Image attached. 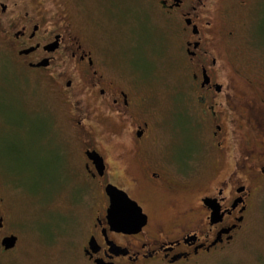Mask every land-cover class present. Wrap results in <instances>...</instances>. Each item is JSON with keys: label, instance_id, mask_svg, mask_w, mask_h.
<instances>
[{"label": "flooded vegetation", "instance_id": "1", "mask_svg": "<svg viewBox=\"0 0 264 264\" xmlns=\"http://www.w3.org/2000/svg\"><path fill=\"white\" fill-rule=\"evenodd\" d=\"M119 1L108 2L112 14ZM136 1L148 19L161 17L157 45L170 51L180 77L164 115L146 96V79L127 65L125 39L116 50L99 48L85 43L63 4L52 10L42 0H0L9 68L58 99L64 136L54 138L49 113L44 142L54 153L50 197L88 199L92 221L81 255L89 264H175L218 254L244 231L264 184V0H147L148 8ZM109 55L126 71L111 69ZM2 178L0 252L8 254L19 237ZM63 186L71 189L61 194ZM108 186L139 210V226L110 225ZM9 237L16 241L5 250Z\"/></svg>", "mask_w": 264, "mask_h": 264}, {"label": "rangeland", "instance_id": "2", "mask_svg": "<svg viewBox=\"0 0 264 264\" xmlns=\"http://www.w3.org/2000/svg\"><path fill=\"white\" fill-rule=\"evenodd\" d=\"M42 1L52 10L63 4L87 44L96 40L99 48L109 49L111 45V50H116L125 39L122 44L130 53L127 65L137 77L146 79V96L157 99L160 114H166L180 77L170 51L157 45L164 38L159 15L153 12L148 19L136 0L129 3L120 0L116 6L123 4V7L115 10V14L108 2L118 0ZM144 2L148 8L149 2ZM7 52L0 41V179L9 182L2 186V191L19 242L13 252H0V264H89L81 255L92 221L88 199L82 197L79 202L69 204L67 197H50L57 189L54 183H48L53 182L49 157L54 153L44 147V142L49 131L48 116L52 119L50 114L54 118L50 127L54 138L63 135V122L56 116L58 99L53 89L16 75L9 68L14 63ZM106 58L111 69L126 71L118 65V56ZM209 165L212 170V159ZM62 188L61 194L71 189ZM48 199L50 202L45 206ZM50 209L68 216L51 214ZM175 264H264V184L256 190L244 231L230 246L218 254Z\"/></svg>", "mask_w": 264, "mask_h": 264}, {"label": "water", "instance_id": "3", "mask_svg": "<svg viewBox=\"0 0 264 264\" xmlns=\"http://www.w3.org/2000/svg\"><path fill=\"white\" fill-rule=\"evenodd\" d=\"M106 193L110 196L111 200V206L107 218L112 227H116L123 231L136 228L139 226L140 222L142 223V216L136 217L135 214H133L135 211L138 212L139 210L130 209L132 204L129 202L128 198L123 192L117 190L114 187L108 186L106 188ZM125 209L127 212H125ZM15 241V237H9L5 239L3 241L5 250L13 248ZM88 244L89 248L94 250L95 242L90 240Z\"/></svg>", "mask_w": 264, "mask_h": 264}]
</instances>
